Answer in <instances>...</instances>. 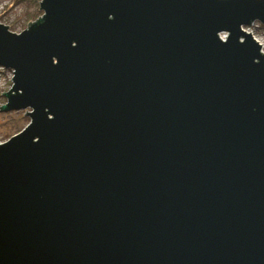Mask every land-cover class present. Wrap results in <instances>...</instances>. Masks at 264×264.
<instances>
[{"label":"water","instance_id":"obj_1","mask_svg":"<svg viewBox=\"0 0 264 264\" xmlns=\"http://www.w3.org/2000/svg\"><path fill=\"white\" fill-rule=\"evenodd\" d=\"M39 9L0 23V264H264V0Z\"/></svg>","mask_w":264,"mask_h":264},{"label":"rangeland","instance_id":"obj_2","mask_svg":"<svg viewBox=\"0 0 264 264\" xmlns=\"http://www.w3.org/2000/svg\"><path fill=\"white\" fill-rule=\"evenodd\" d=\"M33 5V0H0V23L7 25L11 32H21L27 27L29 21H34L43 13L39 9V2L36 12ZM260 25L261 23L254 21L242 28L253 36L261 45V51L264 52V26ZM12 76V69L0 66V106L6 102L1 92L9 90L12 85ZM29 110L30 108L7 111L0 109V142L6 141L26 126L30 118L24 113Z\"/></svg>","mask_w":264,"mask_h":264},{"label":"trees","instance_id":"obj_3","mask_svg":"<svg viewBox=\"0 0 264 264\" xmlns=\"http://www.w3.org/2000/svg\"><path fill=\"white\" fill-rule=\"evenodd\" d=\"M40 0H33V3H34V9H35V11L34 12H36L37 11V9H38V2H39ZM261 26V25H260ZM262 27V26H261Z\"/></svg>","mask_w":264,"mask_h":264}]
</instances>
